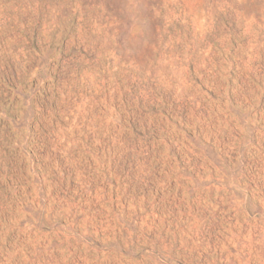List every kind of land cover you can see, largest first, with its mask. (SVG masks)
<instances>
[{
  "label": "rangeland",
  "instance_id": "1",
  "mask_svg": "<svg viewBox=\"0 0 264 264\" xmlns=\"http://www.w3.org/2000/svg\"><path fill=\"white\" fill-rule=\"evenodd\" d=\"M0 264H264V0H0Z\"/></svg>",
  "mask_w": 264,
  "mask_h": 264
}]
</instances>
